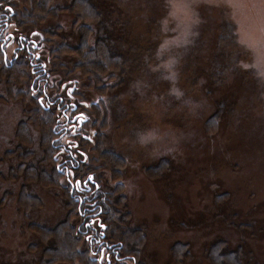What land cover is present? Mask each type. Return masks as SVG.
Returning <instances> with one entry per match:
<instances>
[{
  "label": "rangeland",
  "instance_id": "1",
  "mask_svg": "<svg viewBox=\"0 0 264 264\" xmlns=\"http://www.w3.org/2000/svg\"><path fill=\"white\" fill-rule=\"evenodd\" d=\"M42 1L50 7L0 0L1 45L18 63L28 56L15 57L17 37L36 44L49 84L62 83L60 91L48 85L49 99L76 83L70 92L95 100L86 108L93 140L69 148L101 191L115 190L97 196L109 213L121 211L107 220L120 217L122 258L111 264H264V0H99L124 57L109 60L103 71L112 75L101 78L78 65L102 46L93 32L77 35L92 13L78 0ZM32 84L29 64L17 83L0 77V264H99L74 233L81 220L65 176L50 187L34 179L35 166L62 167L48 141L41 162L46 128L29 118L46 119ZM103 140L115 151L100 154Z\"/></svg>",
  "mask_w": 264,
  "mask_h": 264
},
{
  "label": "flooded vegetation",
  "instance_id": "2",
  "mask_svg": "<svg viewBox=\"0 0 264 264\" xmlns=\"http://www.w3.org/2000/svg\"><path fill=\"white\" fill-rule=\"evenodd\" d=\"M4 16L6 17L5 14ZM7 35L10 38L7 43L14 41V36L12 34ZM16 42L18 45L15 46L16 50L24 49L31 57V72L34 74V76H32L33 85L37 84L35 93L38 91L42 94L41 96H37L40 106L45 110H50L51 106L54 105L56 109L53 110L55 116L53 122L55 133L54 145L59 147V151H64L61 159L59 157L61 160L60 165L63 167L64 171H66L65 175L67 179L69 178L72 181V177L78 176L75 181L71 182L68 180L71 183V190L76 192L80 189L82 190L81 192L84 193V199L80 201L83 207L84 223L83 228L80 226L78 227V231L81 232L79 235L87 240L89 252L93 253L95 256L98 255L99 264H111L112 259L114 261L120 260L122 258L120 252L123 251L121 249L122 243L121 241L108 238V224L105 218L100 217L101 209L96 206V194L95 196L92 195L94 190L100 189L102 186L98 187L94 181L95 179L93 176L96 177V175L93 172H89L92 177H85V172L82 176L83 179H80L81 175L76 173V170L81 168L79 156L74 149L69 148L74 145L80 146L83 141L93 140L92 137L96 131H92L89 126L91 120L86 108H89V104L94 103L95 100L92 99L87 101L77 97L75 91L70 92L69 88H77L78 85L76 83L68 87L62 96H57L59 92L52 93L54 97L49 99L51 95L46 94V86L49 83L51 75L47 73L44 67L46 63L44 60H38L40 54L37 52V48L32 50V44L30 41H26V37L22 38L18 36ZM44 97H46L47 100ZM63 140H65L66 143H64ZM83 161L86 160L83 159ZM124 256L126 255L124 254L123 257ZM103 259H105V262Z\"/></svg>",
  "mask_w": 264,
  "mask_h": 264
},
{
  "label": "trees",
  "instance_id": "3",
  "mask_svg": "<svg viewBox=\"0 0 264 264\" xmlns=\"http://www.w3.org/2000/svg\"><path fill=\"white\" fill-rule=\"evenodd\" d=\"M40 1L41 5H44L45 8H49L51 3L48 5V6H45V2L42 1V0H38ZM80 2H83L84 5L86 6V9L87 11L91 12L92 16H93V20L91 21H88L86 24L85 23H81L83 25H85V27L88 28V31H85V29L83 30H79L78 32V36H79V40H83L84 38H86L91 32L95 33L99 39L100 42H102V46L99 47L98 49V53L94 50H88L89 53H91V57L90 59L89 58H86V60L84 59V61L82 62V64H78L79 66H83L84 65V68H85V73L88 75V76H93V77H99L101 78L102 77V74L106 73V75H112V73H108L106 71H103V67L106 66L109 62V60L111 61L112 59L115 60H122L124 57L120 54V46H118L116 43H118L116 41V39L113 37L116 33H115V29L113 31V33L111 32L112 29H113V26H112V20L111 19H108L105 17V13H104V8L105 6L101 7L100 6V2L99 0H78ZM53 8V7H52ZM51 8V9H52ZM62 9V7L60 8ZM31 10H34L31 8ZM32 12V11H31ZM49 12V11H48ZM33 13V12H32ZM80 13V14H79ZM78 14L77 15V21H79L80 19H82L80 17V15L82 14L81 12L78 11ZM82 16H85V14H83ZM110 18V16H108ZM86 22V20H84ZM89 23H92V24H89ZM18 28H19V25H17ZM72 36V35H71ZM221 37V35H220ZM67 39V38H66ZM60 42H58L59 44ZM81 43V42H80ZM65 45H67V42H64ZM60 45V44H59ZM58 45V46H59ZM86 49V48H85ZM20 51H17V55H15V57L18 56ZM22 52L25 53L24 50H22ZM26 54V53H25ZM28 57L27 58H21L18 63L16 61H11L9 62L8 60H5L4 59V53H3V49H2V46H1V39H0V77H2L5 81V83H7L8 85H12L13 83H17L20 79H22V75H24V65L27 66V64L30 65V56L28 54H26ZM41 58V56L39 57ZM38 60H44V59H38ZM113 65V64H112ZM14 69H18V72H15L14 74L11 73V70H14ZM30 71H31V65H30ZM56 72V70L54 71ZM216 72L219 73V69H216ZM47 73H50L47 69ZM31 76H34V74L31 72ZM61 82L63 81H66L65 78H61ZM33 80V79H32ZM52 80V79H51ZM54 80V79H53ZM13 82V83H12ZM50 82V80H49ZM49 84V83H48ZM50 85V88L52 89L54 86H56V90L60 91V86L62 85V83L60 82H57L56 80H54V83L52 84H49ZM36 87V84L33 85V88L32 86H30V89H28L27 91L28 92H31V93H35V91H33L32 89H35ZM48 87V85L46 86V88ZM78 87V86H77ZM79 88V87H78ZM53 91V89H52ZM57 95V94H56ZM63 94L62 93H58L57 96H62ZM33 97V96H31ZM30 99H33L35 100V102L37 103L38 105V108L39 110L42 112V113H45L44 114V118L46 119L44 122H42L41 120L39 119H33L32 116L29 118V123L31 125H35V123H40L41 124V127L43 128H46L44 129V131L42 132L43 136H42V139L40 138L41 137V133H40V144L42 143L43 144V153L45 154L44 157L42 158L41 162H43L44 164H48V160H49V155L47 154V150H49V146L46 145V142L45 141H48V143H50V146H51V153H52V161L55 163V159H61L64 151H59V147H57L56 145H54V139L51 138V135L52 133L54 134L55 136V133H54V130L53 129H50L49 131V124L53 123L54 122V119H55V116H54V113L48 111V110H45L44 108H42L39 104V102L37 101V96L34 95L33 98ZM82 98L81 99H86L85 96H81ZM28 98L27 96H25V99L28 101ZM103 100V98H101ZM96 103V102H94ZM92 103V104H94ZM90 105V104H89ZM48 112H50L49 114H47ZM33 122V124H32ZM52 128V127H50ZM28 139L30 140V143H31V134H30V126H29V130H28ZM52 131V133H51ZM95 135V134H94ZM101 136V135H100ZM104 138V137H103ZM104 141V142H103ZM101 142V147H100V150H99V153L100 154H105L106 152H114V148L108 144H106V140H103ZM105 146H104V145ZM110 153V154H111ZM117 155V154H116ZM120 155V154H119ZM121 155L118 156L117 158L118 159H115L116 161L120 162L121 159H120ZM34 158V157H33ZM80 158V156H79ZM30 159V158H29ZM120 159V160H119ZM84 162V165L86 163V161H83ZM50 164V163H49ZM86 166V165H85ZM34 167V166H33ZM87 167H84V166H81V168L77 169L76 170V173L81 175L80 179L82 180V176L83 174L85 173V170H86ZM35 170L36 172H34L35 174V181L39 184H42V185H46L47 187H50V186H57L56 185V179L55 177L57 178V176H60V175H64L65 176V186L64 188L68 191V194H69V197L71 199L72 202H74L76 204V207H75V212L77 213L78 217L80 218V222L79 224L77 223L78 221L75 222V231L74 232L75 234H79L81 233L80 231H78V228L77 227H81L83 228V223H84V217H83V207L81 206V202L83 199H84V193L81 192L79 193V191H82V190H78V191H74V190H71V183L68 181L70 180L69 178L67 179L66 178V175H65V172L63 167L62 168H59V167H56V165H54L53 168H49L46 172H44V170H41L40 167L38 166H35ZM51 177V179H49L48 175ZM47 175V178L45 177ZM86 176L85 177H88V176H91L92 175L90 173H88L86 171ZM61 177V176H60ZM78 177V176H76ZM76 177H72V181H75ZM93 178L95 179L94 181L96 182V184L99 186H102L103 183H102V180L101 179H98L97 177L93 176ZM55 183H54V182ZM71 181V180H70ZM71 181V182H72ZM102 188L100 189H97V190H94L96 191V197H95V200H96V203H97V207L99 209H101V214H100V217H103L105 218V221L107 222V220L109 219L108 215L111 214L113 211H116V214H120L121 211L119 209V207H115L114 205H112V209L110 210V213L108 212V207L107 205H105L104 203H98V198L97 197L100 193H106V191H109L111 192L112 189H109L107 187H105V191H101ZM115 191V190H114ZM112 191V192H114ZM111 192V193H112ZM61 197H65V202H64V206L65 207H70L71 202L70 200L68 199V201H66L67 199V196L65 195V190L64 189H61V194H60ZM95 196V195H94ZM68 202V203H67ZM60 204L62 205L61 201H60ZM102 214H104L102 216ZM119 220H120V217H117L116 219H114V223L111 225L109 223L108 224V232H107V235H108V238L112 239V240H115L114 237H115V232L117 231H120V229H117L118 228V223H119ZM65 224L67 223V221L65 220L64 218V221H63ZM62 223V222H60ZM78 224V225H77ZM42 226H45L46 229L49 231V232H54L55 234H58L59 231H57L56 229L52 228V227H49L47 225H42ZM59 226V225H57ZM41 227V226H40ZM73 227V226H72ZM109 227H111L110 231H109ZM41 228H44V227H41ZM134 228V227H133ZM110 234V235H109ZM71 239H74V236H73V233L72 232H69V233H66L65 234V238L63 239V243L65 245L67 241H71ZM51 240V238H50ZM52 241V240H51ZM54 241L56 243L59 244V241L57 240V238L55 237L54 238ZM62 241V239L60 240ZM26 244V243H25ZM32 245H38V241L36 240L34 243L32 244H29L27 247L28 249H31V246ZM62 248V246L60 247ZM69 248V246H68ZM52 251V250H51ZM53 252V251H52ZM53 256V255H52ZM69 259H73L72 257H69ZM60 260V259H58Z\"/></svg>",
  "mask_w": 264,
  "mask_h": 264
},
{
  "label": "bare ground",
  "instance_id": "4",
  "mask_svg": "<svg viewBox=\"0 0 264 264\" xmlns=\"http://www.w3.org/2000/svg\"><path fill=\"white\" fill-rule=\"evenodd\" d=\"M95 194H96L95 191H93V192H92V195L94 196Z\"/></svg>",
  "mask_w": 264,
  "mask_h": 264
}]
</instances>
